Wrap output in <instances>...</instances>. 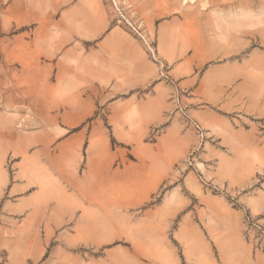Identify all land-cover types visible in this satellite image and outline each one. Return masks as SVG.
I'll return each mask as SVG.
<instances>
[{
  "label": "rangeland",
  "instance_id": "1",
  "mask_svg": "<svg viewBox=\"0 0 264 264\" xmlns=\"http://www.w3.org/2000/svg\"><path fill=\"white\" fill-rule=\"evenodd\" d=\"M152 1L0 0V264H264V0H154L213 44L183 77Z\"/></svg>",
  "mask_w": 264,
  "mask_h": 264
},
{
  "label": "crops",
  "instance_id": "2",
  "mask_svg": "<svg viewBox=\"0 0 264 264\" xmlns=\"http://www.w3.org/2000/svg\"><path fill=\"white\" fill-rule=\"evenodd\" d=\"M155 4L156 2L153 0L151 6ZM147 17L149 20L146 23L148 29L150 27H155L156 29V53L163 63L170 66V72L174 76H185V73L196 69L197 66L192 65V62L202 63L215 55L213 44L206 40L200 46L198 40L189 33L186 28V22L180 15H170L166 12H161L154 6ZM117 30L116 28L112 29L108 35L110 72L113 76H115V73L123 76L126 74L131 76L133 74L131 78L138 80V89H142L157 79V64L144 55L146 52L143 47L137 44L131 45L130 42L119 39L120 32ZM199 47L204 48L202 49V54L197 53V48ZM246 63L248 65V60ZM244 68L245 64L243 62H237L236 69L238 71H243ZM246 77L247 83H249L248 66ZM249 95V91H238L234 101L241 102L245 98H249Z\"/></svg>",
  "mask_w": 264,
  "mask_h": 264
},
{
  "label": "bare ground",
  "instance_id": "3",
  "mask_svg": "<svg viewBox=\"0 0 264 264\" xmlns=\"http://www.w3.org/2000/svg\"><path fill=\"white\" fill-rule=\"evenodd\" d=\"M190 1V0H189ZM192 3V2H191ZM180 6V5H179ZM250 81V80H249ZM253 88V87H252ZM254 89V88H253Z\"/></svg>",
  "mask_w": 264,
  "mask_h": 264
}]
</instances>
